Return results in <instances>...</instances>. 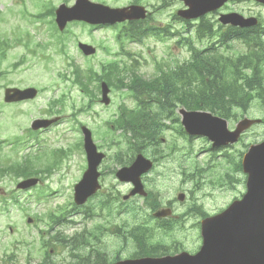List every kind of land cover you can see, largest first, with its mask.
<instances>
[{"label":"rangeland","instance_id":"374dc122","mask_svg":"<svg viewBox=\"0 0 264 264\" xmlns=\"http://www.w3.org/2000/svg\"><path fill=\"white\" fill-rule=\"evenodd\" d=\"M51 1L54 5L58 6L60 3H63L64 0ZM91 1L104 3L112 7H120L127 5L132 0ZM41 2L36 12L43 11L45 7L48 6L47 0H41ZM65 2L67 6H71L74 0H66ZM139 2L157 6L160 0H139ZM31 6L32 0H25V4L23 5H21V0H0V13L4 14L0 15V21H4L0 23V30L6 34L14 28L28 30L30 35L36 39V42L48 43L50 37L47 24L38 21L35 22L30 16L21 15L22 10L25 12L27 10L29 11V7ZM181 7V4H178V2H172L154 16L157 23L170 25L173 32H178V37L161 42L157 40H148L147 47L127 46L129 48L132 47V50L140 54L139 73L146 80L153 76L155 70L154 62L156 60L170 59L173 62L181 63L189 58L187 49L183 46L180 49V45L176 44L181 36L185 35L182 34L183 25L171 18L172 11L178 10ZM230 9L245 14L251 12L255 14L258 13L264 19V9L260 7L255 8L249 4H242V6L237 5L230 7ZM34 12L35 11H30V13ZM209 18L213 20V17ZM70 30L72 34L69 33L70 40L67 46L68 59H73L74 62L82 68H84L85 61L91 62L96 68L104 61L120 57V47L115 42L116 32L113 29L106 27L94 28L91 29L90 33L89 28L86 30L79 25H72ZM188 33H190L189 29ZM74 36L77 37L78 42L87 43L96 48L97 54L92 58V61L90 58L86 60L79 51L77 52V41H75ZM194 43L196 46L200 47L205 42L200 43L194 41ZM235 47L236 51H240L241 47L238 46V44H235ZM104 48L109 49L108 54H106ZM11 49L5 61L0 65V71L6 72L5 77L0 80V99L2 96L1 88L7 83H13L19 86L32 85L41 89V94L34 102L24 106V111L27 115L20 114L18 116V126L17 123L14 122L16 116L11 117L14 115V111L13 113L12 111H7L11 109L10 105L3 107L6 112L4 111L0 115V129L2 130V135L10 137L13 134L21 139H18L21 141L20 144L14 145L16 151L17 149L20 150L17 151L18 158H25L27 156L31 158L33 155H37L42 159V162L49 165L48 170L44 169L42 171L44 175L52 173L53 171L58 173L64 172V176L52 175L45 178L44 184L42 185L52 191L58 190L59 188L61 189L62 186L64 188L69 187L65 192V196L68 197L71 190L73 191L74 185L80 180L86 163L83 151L81 152L80 149H72V147L77 145L79 140L82 139L80 132L77 130L76 123L85 125L92 133H94V130L101 129L102 127V130H104V123L115 117V109L120 101L127 106H131L132 103L126 97H118L121 96V93L124 91L120 92L114 90L113 94H111V98H113L114 105L116 106L105 109L99 105H94L88 112H79L80 107L86 103L85 96L81 90L70 81L64 82L59 79V74L68 77L71 71L66 62L67 59L64 56L55 54L51 48H49L47 53L51 55L50 62L44 64V62H37L35 59L29 58L26 63L14 70L11 66L19 61L25 51L22 47H14ZM120 58L124 59L125 57ZM63 93L66 95L65 103L58 108L62 116L61 121L53 126L49 132L39 136L44 139L41 144H36L25 138V130L29 128L30 123L35 118H41L36 116H41L48 107L49 102L60 97ZM248 111L249 113L247 112L243 114V116L251 119L264 118V109L257 105L251 107ZM96 113L98 114L96 115ZM230 127H232L231 124ZM16 129L17 131L15 132ZM99 132L98 130L97 133ZM13 138L17 139L16 137ZM160 138L167 142L163 144L164 141L160 139L158 144L161 150L160 155L156 154L155 149L152 147L146 148L144 151L148 158L158 159V168L155 173H149L142 179L146 191H151L155 195L154 200L158 201L157 205H160L156 209L162 208V210H166L169 209L171 205L172 208L176 210V213H182L183 209L198 207L203 208L206 213L211 215L226 208L233 200L238 199L245 192V176L240 171H235L233 165L230 164L232 159L239 160V153L245 152L244 146L246 144H255L264 140V124L257 125L248 130L243 136V141L226 152L230 158L225 156V152H219L211 157L208 150L205 148L208 145L204 139L183 138L173 129L163 131ZM54 141H56V143ZM94 142L99 147V151L106 155V158L99 166V170L102 174L101 183L103 192L99 198L94 199L84 207H76L74 205L73 210L64 214V219L68 223L60 222L53 228L51 235L62 231L65 233L62 234L63 236L70 238L75 232L80 234L83 230L88 229L86 231L87 233H85V236H88L89 232H94L95 222L104 218V216L97 218L94 214L98 213L101 215V213H106L100 211L101 209L111 208V206L105 208L101 207V202L105 199L109 200L111 196L117 195L118 189H125V187H120V184L113 178L112 171L115 166L114 160L111 158L115 151L122 148L124 145L112 144L109 140H104V138L101 140L96 138ZM7 148L3 146L5 151H8ZM57 148L68 150L61 157H56L52 152ZM183 155H185V160L182 159ZM208 160H213V164L211 165ZM227 160L230 161V164H227ZM31 161L33 162V159H31ZM203 165H205V167L202 169H207L196 173V175L192 174L194 173V169H201L200 166ZM41 166L44 168L45 165H39L38 167ZM211 166H213L212 170L208 168ZM227 174L230 175V178L226 180L225 177ZM222 176H224L225 180L220 178ZM39 177H42V175ZM57 179L60 181L56 182ZM219 183L220 186H218ZM0 188L7 194L9 191L14 190V181L10 182L4 178L0 180ZM35 192L36 195L39 196L50 195V193L44 192L42 187L37 188ZM35 192L34 189L23 191L19 196L20 203L8 202L6 211L2 209L0 199V264H6L3 260L5 259V255L6 257L11 254L15 255L14 262L7 264H26L27 258H29L32 263H36L44 255V251L40 252L38 249L40 245L39 235L36 229L32 228L36 227L39 231L47 230L44 224L46 219L51 213H56L66 206L65 198L64 196H57L56 193H54L48 198V200L51 199V201H40L34 197ZM178 194H183L185 196L182 202L177 200ZM133 201L131 205L135 208L141 209L146 207L141 198H137ZM131 205L121 206V203L117 202L112 208L130 207ZM124 217H126V215H124ZM27 218L33 219L31 223L33 227H27ZM37 218H40V220ZM195 219L196 218L190 219L185 224L188 229L196 223ZM200 222L201 220L198 224H200ZM53 223V221H50L48 224ZM69 223H76V225ZM14 227L16 230H14ZM9 228L13 229L12 232L9 231ZM88 237L90 242L94 241L92 236ZM188 237L190 240L187 239L182 241V244L188 250H193L200 242L197 228L194 230L191 228L188 231ZM17 241L24 242L30 247L25 248L20 245L12 247ZM48 243L49 245L46 250L50 251L49 255L55 264L76 263V260L71 259L69 256V251L71 250L69 247L66 248L67 250L60 246L55 247L51 245L52 240H49ZM163 244L167 245V242L164 241ZM90 249L94 250V245H90ZM4 251H6V253L3 254ZM88 251V246L75 251L76 255L83 258L82 264H90L92 260H87Z\"/></svg>","mask_w":264,"mask_h":264},{"label":"trees","instance_id":"16d2710c","mask_svg":"<svg viewBox=\"0 0 264 264\" xmlns=\"http://www.w3.org/2000/svg\"><path fill=\"white\" fill-rule=\"evenodd\" d=\"M47 13L53 16V9ZM53 28L57 33L55 26ZM154 33L157 36L166 34L164 30L146 28V36ZM121 34L131 38L135 34L134 26L124 28ZM242 34L238 41L243 47L240 51H236L228 33L221 34L208 28L199 29L196 35L199 40L214 39L217 42L216 47L225 50L216 49L213 44L209 49L202 51L190 48V43L186 42L192 51L191 59L185 63L186 65L169 72H162L151 81L144 82L128 67L112 61L101 66L100 73L91 69L82 72L74 65L75 82L83 88L94 82V88L99 89L98 83L105 81L111 87H126L129 94L134 96L150 95L151 100L147 101L145 104L147 108L144 109H150V106L154 105L159 109L158 113L146 114L147 110L142 111V109L133 112L124 110L123 116L113 121L118 129L124 130L125 126L130 127L134 138L144 137L145 143L148 142L145 144L146 147L155 140L154 132L159 128L157 116L161 114L162 109L171 104L183 106L188 110H206L226 119L236 118L239 111L246 113L255 105L264 109V40L260 34L247 32ZM57 35L60 38V35ZM135 36L138 38V32ZM59 41L58 48L61 52L65 48V43L63 40ZM3 44L5 43L0 40V54L5 53ZM39 47L45 48L41 45ZM229 50L232 51L231 54L227 52ZM152 97H154L153 101ZM36 172L32 163L27 167L20 165L18 168L19 176L25 178L35 175ZM87 239L88 236L79 240L78 246L85 244ZM40 264L48 263L43 261ZM91 264H94V259L91 260Z\"/></svg>","mask_w":264,"mask_h":264},{"label":"water","instance_id":"95a60500","mask_svg":"<svg viewBox=\"0 0 264 264\" xmlns=\"http://www.w3.org/2000/svg\"><path fill=\"white\" fill-rule=\"evenodd\" d=\"M188 10L179 12L186 19L200 17L214 11L227 0H183ZM264 3V0H258ZM56 22L62 30L67 21L82 20L90 24H114L126 19H140L144 17V11L139 7L129 9H109L102 5H95L87 0H77L71 9L62 6L57 12ZM223 24L236 26H251L253 20H245L240 15L229 14L220 18ZM86 55L94 53V50L86 45H80ZM107 89L103 86V101L106 99ZM34 92H19L7 90L6 100L31 98ZM256 121L244 119L237 126L234 133L226 130L224 121L213 118L210 114L201 112H183V125L186 131L194 135H203L212 139L216 144H228L237 141L239 134ZM37 124V123H36ZM85 133V149L88 155V170L83 181L76 188L78 203L91 195L96 188V167L102 159V155L96 154L94 145L90 139V133ZM142 159V158H138ZM140 162V161H139ZM243 170L248 174L247 192L244 197L235 201L222 214L208 219L202 223L203 246L194 255L181 254L175 257L161 259H141L127 261L123 264H264V143L251 146L243 158ZM141 166L135 172L144 168L142 162L134 164L129 170H123L120 177L123 179L134 168ZM131 179L139 185L134 175ZM33 181H27L19 185L27 187ZM138 192L133 191L132 194Z\"/></svg>","mask_w":264,"mask_h":264},{"label":"flooded vegetation","instance_id":"af4514ba","mask_svg":"<svg viewBox=\"0 0 264 264\" xmlns=\"http://www.w3.org/2000/svg\"><path fill=\"white\" fill-rule=\"evenodd\" d=\"M100 211L106 213L94 214L97 218L101 216L104 218L98 219L99 221L94 224V250L88 248L87 255L90 257L89 261L94 258V264H116L143 256L159 257L183 251L192 253L183 246L182 241L189 239L188 231L191 228L193 230L197 228L199 233L198 222L208 215L203 208L198 207L183 209L182 213H176L171 205L168 217L158 219L153 217L155 211L147 207L141 209L117 207ZM131 214L137 217L130 219L124 217ZM193 218H196V223L188 229L185 224ZM164 241L167 245L163 244ZM75 246L80 249L85 247V244ZM69 256L76 260L74 264H82L81 256L70 254Z\"/></svg>","mask_w":264,"mask_h":264}]
</instances>
